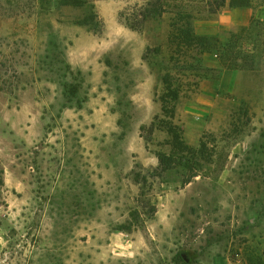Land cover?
Instances as JSON below:
<instances>
[{
	"label": "rangeland",
	"instance_id": "rangeland-1",
	"mask_svg": "<svg viewBox=\"0 0 264 264\" xmlns=\"http://www.w3.org/2000/svg\"><path fill=\"white\" fill-rule=\"evenodd\" d=\"M87 1L0 0V264H264V61L195 26L250 0Z\"/></svg>",
	"mask_w": 264,
	"mask_h": 264
},
{
	"label": "crops",
	"instance_id": "crops-1",
	"mask_svg": "<svg viewBox=\"0 0 264 264\" xmlns=\"http://www.w3.org/2000/svg\"><path fill=\"white\" fill-rule=\"evenodd\" d=\"M195 26L196 32L200 34L220 36L223 49L232 58L252 57L264 61V3L250 0L242 4H231L228 1L212 20L198 21ZM245 69H248L247 65L242 64L232 69L231 75H239ZM238 262L224 261L222 264Z\"/></svg>",
	"mask_w": 264,
	"mask_h": 264
},
{
	"label": "trees",
	"instance_id": "trees-1",
	"mask_svg": "<svg viewBox=\"0 0 264 264\" xmlns=\"http://www.w3.org/2000/svg\"><path fill=\"white\" fill-rule=\"evenodd\" d=\"M67 3L78 6V5H82L87 3V0H65ZM226 2V0H222L221 5H224ZM149 6H147L142 12H141V21H140V25L152 14H157V15H161L166 11V1L165 0H156L154 3L152 1H150V3L148 4ZM88 21H85V23H87ZM126 24L128 26H130L131 28L134 29H139L138 26H136L135 24L133 25L132 23L129 22V19L126 21ZM172 136H173V141L176 145V147L180 148V146H183L185 148H187V145H185L182 136L179 133V129H177V127H172ZM157 158H158V165L156 167V171L159 172V174H162L170 169H173L177 166L183 165V166H187V163H184V161L181 158H178L176 155L174 154H168L165 152H158L157 153ZM2 166L0 164V173L2 172ZM195 175L192 176H197L198 173H194ZM139 180H141V178H138ZM143 179L146 180L147 177L143 176ZM191 181V178L188 177L185 180V183H189ZM2 184V179L1 182Z\"/></svg>",
	"mask_w": 264,
	"mask_h": 264
}]
</instances>
